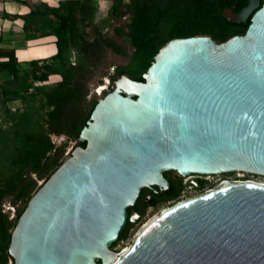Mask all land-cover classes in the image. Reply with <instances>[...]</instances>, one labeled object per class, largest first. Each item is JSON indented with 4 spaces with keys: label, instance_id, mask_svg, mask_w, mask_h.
Instances as JSON below:
<instances>
[{
    "label": "water",
    "instance_id": "obj_1",
    "mask_svg": "<svg viewBox=\"0 0 264 264\" xmlns=\"http://www.w3.org/2000/svg\"><path fill=\"white\" fill-rule=\"evenodd\" d=\"M249 17L224 42L170 40L143 81L103 79L86 145L72 142L12 230V264H264V182L252 180L163 209L111 248L142 190L171 188L165 171L264 176V0L229 19Z\"/></svg>",
    "mask_w": 264,
    "mask_h": 264
},
{
    "label": "trees",
    "instance_id": "obj_2",
    "mask_svg": "<svg viewBox=\"0 0 264 264\" xmlns=\"http://www.w3.org/2000/svg\"><path fill=\"white\" fill-rule=\"evenodd\" d=\"M3 1L29 7L23 14L0 12L3 19H22L21 40L54 36L56 44L54 54L22 62L15 44L19 38L0 31V264H10L12 230L29 198L62 163L67 144L77 141L87 125L99 99L92 88L104 77L114 82L122 74L143 81L170 40L206 34L224 42L244 34L251 19H229L248 0H111L100 20L95 0H61L57 6ZM110 51L127 59L113 72ZM53 76L58 78L50 82ZM62 135L66 141L58 144L54 136ZM80 145L86 143L77 141L74 148ZM7 205L15 208L13 214Z\"/></svg>",
    "mask_w": 264,
    "mask_h": 264
},
{
    "label": "flooded vegetation",
    "instance_id": "obj_3",
    "mask_svg": "<svg viewBox=\"0 0 264 264\" xmlns=\"http://www.w3.org/2000/svg\"><path fill=\"white\" fill-rule=\"evenodd\" d=\"M223 174L227 175L229 173ZM163 175L170 182L171 188L166 191H161L159 186L153 185L142 190L141 196L136 205L129 208L128 220L122 231L120 240L111 246L114 252L119 253L121 250L125 249L124 246L117 248V245L125 239L123 238V235L128 236L131 230L142 221L143 218H146L151 214L154 215L153 209L164 204H168L166 208H169L186 199H191L210 192L222 186L227 181H231L227 178L215 179V174L192 173L184 176L176 170L165 171ZM158 211L157 214L163 210Z\"/></svg>",
    "mask_w": 264,
    "mask_h": 264
},
{
    "label": "rangeland",
    "instance_id": "obj_4",
    "mask_svg": "<svg viewBox=\"0 0 264 264\" xmlns=\"http://www.w3.org/2000/svg\"><path fill=\"white\" fill-rule=\"evenodd\" d=\"M4 9L3 7V4H2V0H0V12H2ZM229 14H231V12H228ZM232 15V14H231ZM126 20V17H123L119 23L121 22H124ZM2 21V22H1ZM1 28H9L10 30V35L9 36H12V37H17L19 38L20 34H21V25H20V21L18 20H9V19H3L0 17V30ZM110 33L112 34V31H110ZM22 38H19V40L15 43L19 46H22ZM116 39L119 41V42H123V39L121 37H116ZM128 49H127V52L128 53H131L132 50H133V47L128 44L127 45ZM22 53V52H20ZM26 55L22 54L21 57H24ZM127 62V59L126 57L122 56V55H119V54H115L113 53L112 51H110V56H109V59H108V65H109V70L110 72H113L114 71V67L118 64H123V63H126ZM57 76H53L50 78V82H53V81H56L57 80ZM106 78V77H104ZM103 78V79H104ZM112 81L110 80V82L108 83V86L106 87V90L109 88V86L111 85ZM99 86H103V84H98L96 86H94L91 90V95H96L98 97H101L104 95V93L106 92V90L102 91L100 94L97 93L96 89L99 88ZM54 139L55 141L58 143V144H61L63 142L66 141V136L62 135V136H54ZM73 141H70L68 144H67V147H66V152L68 151L69 147L71 146ZM65 152V154H66ZM214 178L215 179H223V178H227L231 181H236V180H252V181H256V182H264V176L263 175H254V174H251V173H248V172H239V171H235V172H231L229 174H215L214 175ZM43 180H40V183H42ZM168 204H164V205H161L155 209H153V213L154 215H148L146 218H143L142 221H140L130 232V234L123 240L121 241L118 245H117V248H120V247H125V245L129 244L130 242H132V240L134 239V236L136 235V233L141 229V227L144 226V224H146L150 218L154 217L156 214H157V211L158 210H163L167 207ZM6 208H11L12 210V214L14 213V210L15 208L13 206H10V205H7ZM159 212V211H158ZM12 264V262L10 263Z\"/></svg>",
    "mask_w": 264,
    "mask_h": 264
},
{
    "label": "crops",
    "instance_id": "obj_5",
    "mask_svg": "<svg viewBox=\"0 0 264 264\" xmlns=\"http://www.w3.org/2000/svg\"><path fill=\"white\" fill-rule=\"evenodd\" d=\"M45 2L52 6H57L61 0H32L34 3ZM97 4L96 20L104 18L109 10L112 3L111 0H95ZM2 4L4 9L10 13L23 14L29 11V7L21 2L16 1H3ZM6 20V19H5ZM15 20V19H14ZM21 25V34L19 38L23 39V29H22V19L17 18ZM2 22V21H1ZM6 34L10 35L9 28H1ZM0 30V31H1ZM22 46L17 49V55L20 61L27 62L33 58H43L52 55L56 52V44L54 36H47L44 38H39L31 41H23ZM22 52V53H20ZM22 54L26 55L21 57Z\"/></svg>",
    "mask_w": 264,
    "mask_h": 264
},
{
    "label": "bare ground",
    "instance_id": "obj_6",
    "mask_svg": "<svg viewBox=\"0 0 264 264\" xmlns=\"http://www.w3.org/2000/svg\"><path fill=\"white\" fill-rule=\"evenodd\" d=\"M105 87H106V85L99 86V88H98V89H99V91H100V92H102V89H103V88H105Z\"/></svg>",
    "mask_w": 264,
    "mask_h": 264
},
{
    "label": "built area",
    "instance_id": "obj_7",
    "mask_svg": "<svg viewBox=\"0 0 264 264\" xmlns=\"http://www.w3.org/2000/svg\"><path fill=\"white\" fill-rule=\"evenodd\" d=\"M96 91H97V93H99V94L101 93V92L99 91V89H96Z\"/></svg>",
    "mask_w": 264,
    "mask_h": 264
}]
</instances>
